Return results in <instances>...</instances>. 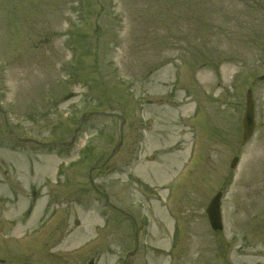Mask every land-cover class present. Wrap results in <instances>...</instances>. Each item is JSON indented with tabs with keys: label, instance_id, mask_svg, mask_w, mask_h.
<instances>
[{
	"label": "rangeland",
	"instance_id": "obj_1",
	"mask_svg": "<svg viewBox=\"0 0 264 264\" xmlns=\"http://www.w3.org/2000/svg\"><path fill=\"white\" fill-rule=\"evenodd\" d=\"M262 76L264 0H0V264H264Z\"/></svg>",
	"mask_w": 264,
	"mask_h": 264
},
{
	"label": "water",
	"instance_id": "obj_2",
	"mask_svg": "<svg viewBox=\"0 0 264 264\" xmlns=\"http://www.w3.org/2000/svg\"><path fill=\"white\" fill-rule=\"evenodd\" d=\"M264 80V77L261 78ZM255 129V111L254 101L251 91L247 94L246 110L243 118V133L242 144H245L253 135ZM237 159L234 160L232 167H235ZM221 198L222 194L219 193L212 200L207 213L209 215L210 223L214 231L222 230V218H221Z\"/></svg>",
	"mask_w": 264,
	"mask_h": 264
},
{
	"label": "bare ground",
	"instance_id": "obj_3",
	"mask_svg": "<svg viewBox=\"0 0 264 264\" xmlns=\"http://www.w3.org/2000/svg\"><path fill=\"white\" fill-rule=\"evenodd\" d=\"M248 152L251 153V154H250L251 159H253L254 157H256L255 152H254V149H252L251 151H248ZM166 168H167V169H166ZM166 168H164V167H160L159 170H160V171L163 170L162 172H163L164 174H167L168 171H170V169L168 168V166H167Z\"/></svg>",
	"mask_w": 264,
	"mask_h": 264
}]
</instances>
